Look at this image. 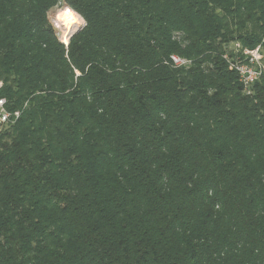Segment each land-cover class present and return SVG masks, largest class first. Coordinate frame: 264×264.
<instances>
[{
    "label": "trees",
    "instance_id": "trees-1",
    "mask_svg": "<svg viewBox=\"0 0 264 264\" xmlns=\"http://www.w3.org/2000/svg\"><path fill=\"white\" fill-rule=\"evenodd\" d=\"M257 46L264 0H0V264H264Z\"/></svg>",
    "mask_w": 264,
    "mask_h": 264
},
{
    "label": "built area",
    "instance_id": "built-area-1",
    "mask_svg": "<svg viewBox=\"0 0 264 264\" xmlns=\"http://www.w3.org/2000/svg\"><path fill=\"white\" fill-rule=\"evenodd\" d=\"M237 47H240L238 44ZM244 54L248 57L247 62H238L236 69H238L242 82L249 88L254 84L260 77L261 72L264 71L263 58L261 47L257 46L254 49H244ZM175 63L178 65H183L186 60L173 56ZM4 87V82L0 79V92ZM21 112L19 110H12L8 106V99L4 96H0V134L8 130L12 125H14L20 118Z\"/></svg>",
    "mask_w": 264,
    "mask_h": 264
},
{
    "label": "bare ground",
    "instance_id": "bare-ground-1",
    "mask_svg": "<svg viewBox=\"0 0 264 264\" xmlns=\"http://www.w3.org/2000/svg\"><path fill=\"white\" fill-rule=\"evenodd\" d=\"M79 19L76 20L75 16H71L68 22H65V19H62L61 25L64 26V36L61 38L63 42L68 43L70 36L75 32L74 25L77 24Z\"/></svg>",
    "mask_w": 264,
    "mask_h": 264
},
{
    "label": "rangeland",
    "instance_id": "rangeland-1",
    "mask_svg": "<svg viewBox=\"0 0 264 264\" xmlns=\"http://www.w3.org/2000/svg\"><path fill=\"white\" fill-rule=\"evenodd\" d=\"M63 11H64V10H63ZM63 11H62V12H63ZM66 11H67V9H66ZM73 11H74V10H73ZM74 12H75L76 14H78L77 17L75 16V17H76V20L79 19L78 22H77V24L74 25V27H75L74 30H75V32H76V31H79L80 29H82V27H83L84 24H85V20H84V18H83L78 12H76V11H74ZM71 16H73V15H71ZM61 22H62V20H61ZM58 24H59V28H60V29H59V37H60V39H61V38L64 36V30H65V29H64V26H62L61 23H59V21H58ZM75 32H74V33H75ZM262 55H263V54H262ZM262 58H263V56H262ZM262 64L264 65V62H263Z\"/></svg>",
    "mask_w": 264,
    "mask_h": 264
},
{
    "label": "clouds",
    "instance_id": "clouds-1",
    "mask_svg": "<svg viewBox=\"0 0 264 264\" xmlns=\"http://www.w3.org/2000/svg\"><path fill=\"white\" fill-rule=\"evenodd\" d=\"M61 18L65 19V22H68V20L71 18V13H67L64 16H62Z\"/></svg>",
    "mask_w": 264,
    "mask_h": 264
},
{
    "label": "water",
    "instance_id": "water-1",
    "mask_svg": "<svg viewBox=\"0 0 264 264\" xmlns=\"http://www.w3.org/2000/svg\"><path fill=\"white\" fill-rule=\"evenodd\" d=\"M77 32V31H76ZM75 32V33H76ZM74 35V33L70 36V38L72 37ZM70 38H69V40H70ZM66 45H68L69 44V42L68 43H66V42H64Z\"/></svg>",
    "mask_w": 264,
    "mask_h": 264
}]
</instances>
